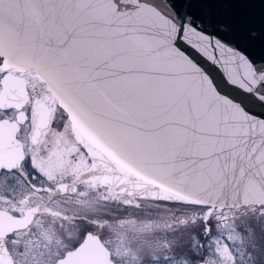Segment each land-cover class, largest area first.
Returning a JSON list of instances; mask_svg holds the SVG:
<instances>
[{
    "label": "snow or ice",
    "instance_id": "6c2138e0",
    "mask_svg": "<svg viewBox=\"0 0 264 264\" xmlns=\"http://www.w3.org/2000/svg\"><path fill=\"white\" fill-rule=\"evenodd\" d=\"M0 264H264V0H0Z\"/></svg>",
    "mask_w": 264,
    "mask_h": 264
},
{
    "label": "water",
    "instance_id": "95a60500",
    "mask_svg": "<svg viewBox=\"0 0 264 264\" xmlns=\"http://www.w3.org/2000/svg\"><path fill=\"white\" fill-rule=\"evenodd\" d=\"M250 7H252V8H254V9H256L257 11H259V10H260V8H261V6H260V5H252V6H250Z\"/></svg>",
    "mask_w": 264,
    "mask_h": 264
}]
</instances>
